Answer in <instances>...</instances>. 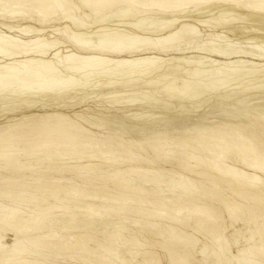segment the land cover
Wrapping results in <instances>:
<instances>
[{
	"label": "rangeland",
	"instance_id": "374dc122",
	"mask_svg": "<svg viewBox=\"0 0 264 264\" xmlns=\"http://www.w3.org/2000/svg\"><path fill=\"white\" fill-rule=\"evenodd\" d=\"M66 1H67V3H66L67 7L65 6V8H63L65 10V13H66V17L65 18H67V17H70V18H67L65 20L63 19L64 21L63 20H60V21L51 20L49 23H45L44 24V27H46L45 31H46V34H47L46 35V39L47 40L52 41L55 38H57V39L59 38L61 40V42H63V43L66 42L63 45H61L62 48H59L60 52L67 51V49H66L67 46L69 47V49H68L69 51L70 50L71 51L74 50L76 52V47H74V45H72L69 42L68 38H67V36L68 37H69V35L71 36V34L73 32H77V29L75 28V27H77V25H74L75 24L74 22L78 21V23H80V22L83 21L82 23H85L84 25L87 26L86 28H89V29H87L88 31H86L87 33L85 32V34H87V36H85V37L94 38L92 40V42H94V43H92L93 44L92 46H95L94 44L96 43V45H97V41L103 36V34H105V30L106 29L107 30L108 29L111 30V28H112L114 30V34L118 33L119 35H123L122 31H124V33L126 35H129L128 33H132V31L130 30L129 25L128 26H126V25L124 26L123 25L124 22L126 21L128 24H135V22L137 21V17L138 16L139 17L142 16L140 14H136L135 12H131L132 14H130V13L128 14L129 18L128 17L127 18L124 17V19H121L119 16H116V14H118V15L120 13L122 14V12H120V11H123V8L119 7V8H116V9L114 8V10H111L110 11L111 13L110 12L108 14L106 13L107 15H104L105 18H103L104 21L100 22V23H97V21L100 20L98 18V16L94 15V13H91L88 9L84 8L83 5L78 2V0H66ZM69 3H71V4H69ZM70 6L72 8H69ZM188 7L190 9L187 8L186 12H184L183 15H185L186 17H184L183 20L187 21V23H191V24H192V22L201 21V25L199 23L194 24V26H196L197 29H199L198 31H199V34H201V36L199 38H197L198 40L197 39L196 40L195 39L194 40H192V39L190 40L192 42L197 41L196 43L195 42L194 43L190 42V43H186L188 45H184L183 44L184 45L183 48H186L189 51V52L187 51L189 53V54H187V56H191V55L198 56L199 55V57L200 56L206 57L208 55H205V54H208V53L206 51H204V49L207 48V46L209 47L208 49H211V47H213L215 45L216 46L218 45L219 47H215V48L213 47V48L214 49H219L223 45H224L223 47H225L226 44H230L229 47L231 45L233 47L231 46V48H229L226 45V47L229 48L228 50H230L232 48L234 49V47L235 48L236 47L237 48H241V46H242V48H241L242 50H245V49L248 50V48H249L251 50H248V51H252L254 49V51H256V52H259L260 49L264 46L263 44H260V43H258L257 46H256L255 45L256 43L255 44L253 43L256 46V48H254V45L252 43H249V44L247 43L246 44L245 43L246 41L243 42V41H241L242 39L238 40V38L240 37L239 33H241V31H243V28L245 26L246 27H251L254 24L249 23V22H244V20L237 19V20H239L238 22H240V23L237 22L236 25L234 24V25H231L228 28L224 29V28L219 27L220 23H218V21L220 19V16H222V17L224 16L225 17V15H222L218 10H213V7L193 8L194 7L193 5L192 6H188ZM3 8H4V6L1 5L0 6V12L1 11L4 12V10H6V9H3ZM69 9H71V10H69ZM68 10L71 11V12H69ZM67 12L70 15H68ZM118 12H120V13H118ZM134 13L136 15H133ZM153 18H158V17L156 15H152V19ZM68 19H69V21H68ZM74 19H76V21ZM151 20H149V21H151ZM14 21H18V20H14ZM71 21H73V22H71ZM25 22H27V21H25ZM146 22L147 21L144 22V26L145 25H147V26L144 27L145 29H144V31H142V33H141V31L138 32L139 33L138 36L150 37L149 36L150 34H148V33H150L149 31L152 30L153 28L154 29L158 28L156 26H153V28H151V26L148 23H146ZM215 22L218 23V24H216ZM2 23H3V21L0 22V35H3V32H4V29H3L2 25H1ZM33 23L34 22H31V24H33ZM198 24H199V26H198ZM39 25H35V26L41 28L40 27L41 25L40 26ZM147 27L148 28L150 27L151 29L150 28L146 29ZM57 28L59 30H62L63 32L61 31L60 33H58L59 31L58 32L55 31ZM146 32H147V34H146ZM216 33H218L221 36L223 35V37L221 38V36L217 35ZM208 34H209V36H208ZM17 36H18L19 40L25 41L24 38H22L20 35L16 34V37ZM207 36H208V38H207ZM209 39H212V40L210 41ZM213 39L214 40L215 39L216 40L219 39V40H221L223 42H221L219 40L218 41H214ZM242 42L244 44H241ZM212 43L213 44L215 43V44L213 45ZM190 44H192L191 45L192 47L190 46ZM259 44L262 45V46L260 47ZM248 45L250 47H248ZM251 45H252V48H251ZM244 46H245V48H244ZM189 47H191V48H189ZM258 47H260V48L258 49ZM263 50H264V47H263ZM263 50H261V51L264 53ZM198 51H200V52H198ZM57 64L59 65V67L60 66H64V64H59V62ZM261 64L264 65V61H262ZM201 65H203V64H201ZM263 67H261V68H263ZM58 69L59 70H63L62 68H58ZM225 69L224 68L221 69V71H222L221 74L219 73V71L217 72V73L220 74L221 77L217 73H215V75H213V76L211 75V77H209V75L212 74L213 72L205 73L207 70H209V69H207V66H206L204 68V70H206V71L203 72V74L201 73V75H203L207 80H209V81L211 80V81L209 82V81L205 80V78L203 79V76H202V79L200 78L201 76H199L200 80L198 79L199 80L198 83L201 82L203 84V86H206L207 82H208V84H210L212 82V80H213V83H214V80L217 79V75H218V80L221 79V78H222V80H225L227 78L229 80L232 79L233 81L231 80L232 82H230V84H228L229 82L225 80L227 82V85L230 86L232 84L231 87L228 88V86H227L228 89H225V91L223 89L216 91V92H218L220 94V96L226 93V96L223 95V96H225L224 100H222L223 98L221 99L219 94L216 93V92L214 94L212 92L210 93V91L209 92L208 91L205 92L201 83L199 85H197V84H193V85L186 84L187 83L186 81L188 80V77H189V76H187L188 74H187V71H186L185 73H182V74L183 75L186 74L185 77L187 76V78H185L184 76H182L180 74L181 76H178V75H177L178 77L173 76V78H169V80H164V81L160 82L161 85L160 84L157 85L156 89H155L156 86H154L153 89H151L152 91L150 89L149 90L147 89L148 92H150V91L152 92V94H151L152 97H153V95L155 96V98H153V100L155 99L154 101H158V103H157L158 106L166 103L168 105L170 104L172 107L175 108L178 104H180L179 101H181V100L178 98V96L175 97L174 93L177 92L179 88L183 89L184 88L183 86H185V88H188V90H189L188 92L189 93L192 91L190 96L196 95L198 97V95H200V93H201V96H203V93H204L203 98L199 97L200 99L201 98L204 99V101L207 100V97H208V100H209V98L211 99V97L213 98L215 95L217 96V98H215L216 97L215 96L214 97L215 99L213 98V99L209 100V102H207L205 107L201 108L200 112H197V113H192V112L191 113H189V112L187 113L186 110L191 109L190 108L191 105L194 104L193 101H195V99L200 100L199 98H195L194 97L195 99H193V98H191L192 100L188 99L190 101L186 100V101H188V105H187V102L183 100L185 104H182L183 106L180 105V108L178 107L179 108L178 110H181L182 113L179 112L180 113L179 114V113L173 112V113L169 114V113H165V112L160 111V110H156L157 112L155 111L156 114L153 117H150V115L153 114V112H151V113H149L150 115H147L148 118H144L143 120L142 119H138V120L134 121L135 123L133 124V126H136L135 129L138 130V131H143L144 130L143 132H148L149 136H150V133L152 131L156 133V130H165L167 128L171 132H174V133H181V134L184 133V134H186V132H187L188 133V135L186 134L187 137H188L187 141H190V140L195 139L197 137V133H193L192 131H190V129L194 128L195 125H197L196 123H198L199 121H205L206 123H212L213 121H220V120L229 118L228 115L223 114L221 111H219L220 108H218V107H221L222 105H223L222 106L223 108L224 107L226 108L227 106L237 107V105L240 103V107H238V108H241V106H242L241 102H243L245 100V99H243V96L245 95L244 97H247L246 95H249L250 93L252 94V92L253 93L257 92V94L252 95L254 97L264 96V92H259V91H262L261 89L264 90V88H263L264 86H262V88L260 86V84L261 85L264 84V81H262V80H264V78H263L264 77V72H263L264 68L262 70H260V72H258V74H256V76L254 75L252 77L253 79H254V77L256 79V80L254 79V82L252 81L253 79H251L249 77L244 78L245 80L243 79V77L241 79L240 76L239 77L234 76V78H231V77L227 76V74L229 72L227 70H225ZM224 72L225 73L227 72V74L225 76L226 77L225 79L223 78L224 77V74H223ZM222 74H223V76H222ZM258 75H260V76L263 75V77L262 78L260 76L258 77ZM105 76L109 77V75H105ZM214 76H215V78H214ZM107 77H105L103 80H106ZM114 77H115V75H114ZM212 77L214 79H212ZM257 77H258V80H257ZM184 78H185V80H184ZM239 78H240V80H239ZM84 79H86V81H84L85 83H88L90 81V80H87L88 78H84ZM172 79H175V80L171 81ZM189 79L192 80L191 77H189ZM222 80H219V81L221 83H224ZM249 80H251V81H249ZM73 81H74V78H73ZM166 81H167V83L165 84L164 82H166ZM258 81H259V83H258ZM168 82H169V84H168ZM173 82H175V83L171 84ZM189 82L190 81H188V83ZM195 82H197V81H195ZM246 82L249 83V85H250V82L251 83L253 82L252 88H251V85H250V87H249V85H246L247 84ZM71 83H74V82H72L71 79H70V86H68L69 87V91H70V89L77 87V84L74 85L75 87L74 86L72 87L73 84H71ZM190 83H193V81H191ZM213 83H212V85H213ZM215 83L216 84L218 83V85L215 86V87L213 85V87L214 88H218L219 82L215 81ZM225 83H224V85H226ZM242 83H244V84L246 83V84L245 85H241ZM171 85H173V87ZM190 85L192 86L191 88H190ZM212 85H210V88L212 87ZM236 85H237V88H236ZM88 86H91V85H88ZM162 86H163V88H162ZM165 86L168 87V88H166L167 90L169 89L168 92L165 90ZM240 86H243V87L244 86H246V87L248 86V87L247 88L244 87L245 88V90H244V88L242 87L243 88L242 89ZM256 86H258V89H257ZM174 87H176V88H174ZM238 87H240L241 89H239ZM86 88L87 87H85V89H83V87H81L80 88L81 91H79V88L72 89L71 92H69L67 90L68 91V95H67L68 97L63 99L61 102H57V101L51 102V101H48L49 99L48 100L45 99V101H43L42 99L39 100L40 99L39 97L32 96V95H28V96L21 97V98L20 97H17V98L13 97L12 98V96L8 97V96H5L4 94L0 95V129H4V128L7 127L6 129L9 128L10 130H13L14 128L13 127H8V125L13 126V123H16L17 121H19V123H23V122H25V118H28V117H38V116L51 115V114H54L55 111H59V110H63V113L67 117H70L72 120H74L73 116H74L75 113H80V115H82V118H84V119L81 118V121L78 120L80 118L74 120L75 123H77V124L82 126V129L78 130V134L75 136V138L72 137L69 140L70 142L68 141L65 144L62 143L64 141H66V139L62 140L63 136L60 135L61 137L60 136L56 137L55 134L50 133V132H48L47 138H45V140L38 139V137L41 138V135H40V132H36L37 131V126H35V127L32 126L31 129H28L29 131L28 130H26V131L23 130L24 133L20 130V128H17V129H14V132H11L12 136L6 137V138H1L0 137V142H1L0 143V146H1L0 147V161L2 160L0 162V171H1L0 174H2V175H0V177H1L0 178V189H1L0 190V236L1 237L4 236L5 241H6V246L0 252V256L1 257L5 253L4 250H8L10 245L13 244L14 238H16L15 237V235H16L15 232L11 231L9 229L10 226L9 227H7V226L10 223H11L10 225H14V224L16 225L18 223V224H23L22 225L23 227H24V224H26L25 227L23 228V232H25V234L27 233L26 234L27 236L21 235L23 232L20 234L21 236H19V238L21 239L20 243L25 248V251H26L24 253V256H26L27 254H32V256H29V259L24 261L23 264H39V262H40V264H42V263L43 264H148L149 261H150L149 262L150 264H178L176 262L177 258H182L183 259V261L180 264H264V255H263V253H264V243H263L264 242V240H263V238H264V233H263L264 229L261 228V229H263L262 232H261V229H259L260 227H263V226H261V224H263V222H264V221H262V220H264V215H263L264 208L262 209L263 206L260 205V204L256 205V204H254L252 202H249V201L245 200L242 197V193L244 194L246 192L245 190L247 189V186L246 185H241L243 183L242 182L239 183L240 179L235 178V177L227 178L229 176L226 177L225 175L224 176L220 175L221 177H216L215 176V172L213 170H211L213 168H219V167L228 169V168H230L232 166V167H234L236 169L246 168V171L248 172V174L250 176L254 175L255 173H254L253 169L251 170V169L245 167L244 161L247 160V158H246L247 154H245V153H247L246 151H244V153H242V150H238V148H237L238 146L234 145L233 149L236 150V151L238 150V152L240 153V154H238V152L235 151L236 154L238 155V158H236L235 160H232L230 158H223L222 157V161L220 162L219 159H221V157H218V155H217V154H219V156H220V152L218 151L220 146H216L217 144H214L213 147L215 148V150H217V151H215L214 154H212L210 151L209 152L208 151H204L201 154V157H203V159L205 161L207 160V163L210 165V167H209L210 169H209L208 167H206V168L198 167L196 165L195 161H190V163H189V161L185 157H183L184 154L187 153V148L183 147V143H180L175 138H171L170 137L169 139H165V140H151V141L146 140V141H142V142H140V145H139L140 149H139V146L136 147L134 145L129 144L130 143L129 142V138H127V137H129V135H126V133L123 131V128H122V122L126 118L125 116L127 115V113L124 111V108H123L125 106L122 105L123 106L122 107L121 105L119 106V104H118L117 106L114 107V105L117 104V103L114 102L115 100L112 99L113 100L112 101L109 98L108 99L105 98L104 95H102L100 93V92H102L101 90L93 89V88L91 89V87H89L90 89H88V91H87ZM160 88H161V90H160ZM172 88L175 90V92H171L170 91ZM200 88L202 89V91H201ZM253 88L254 89L256 88L257 90L255 89L254 90L255 92L253 90L251 92V89H253ZM136 89H138V90H136ZM248 89H250L249 93L247 91ZM82 90H83L84 93H82ZM85 90H86V93H85ZM89 90H90V94L91 95H89ZM124 90H125V92L123 93L124 96L126 94L131 95V94H136V93L139 94L140 93L138 85L137 86H132V87H127ZM242 90L246 91V93H248V94L243 93ZM73 91L77 92V93H74ZM157 91L159 93L163 94V95H158ZM91 92H93V93H91ZM240 92H242V95L243 94L244 95L242 96L240 94ZM165 93L166 94L170 93V94L168 96V95H165ZM206 93L207 94L209 93L210 95L209 94L207 95ZM73 94H76V95H73ZM171 94H172V96H171ZM227 94H230L232 97H230V95L227 96ZM206 95H207V97H206ZM239 95L242 98H240ZM30 96H31V98H30ZM218 96H219V99H218ZM223 96H221V97H223ZM237 96L240 98V100H239V98L238 99L236 98ZM156 97L159 98V99L157 100ZM248 97H251V96H248ZM227 98L228 99L230 98L229 102H228ZM233 98L236 99V101L233 100L235 102L231 101ZM221 100L224 101V103ZM225 100L228 103H226ZM20 101H22V102H20ZM183 101H181V103H183ZM113 102H114V104H113ZM237 102H239V103L237 104ZM144 103L145 102H143V104ZM189 103L190 104L192 103V104L189 105ZM230 103L231 104L234 103L236 105H230ZM198 104L200 105L201 103H197L196 105H198ZM203 104H201V105H203ZM219 104H221V105H219ZM145 107H147V106H145ZM228 109H232V108L229 107ZM184 110H185V112H183ZM52 112H54V113H52ZM138 112H146V111L143 110V111H138ZM61 113L62 112H58L57 114L58 115H63ZM96 114H98V115H96ZM186 114H188V115H186ZM230 118H231V116H230ZM95 119L100 123L99 125H101L103 128L100 127L99 129H95V127L93 125V124L97 123V121H95ZM137 121H139V122H137ZM195 121H196V123H195ZM33 123L36 125L35 122H33ZM85 123L86 124L88 123V124L86 125ZM34 124H32V125H34ZM107 124H108V126H110L112 128L108 127ZM247 125H249L252 128V132H253L254 138L259 143H261V145L264 147V119H263V121H260L258 123L257 122H255V123L254 122H248ZM107 127H108V130H106V131H108L109 133L103 134L104 132H106V131H103V130L105 128H107ZM33 128L36 129V131ZM91 128H92V130H91ZM30 130H32L33 132L30 131ZM68 131H69V129H68ZM68 131H65V133L68 132ZM79 131H81V132H79ZM92 131H94L93 132L94 134L92 133ZM15 132H17V134L19 132H22V133H19L16 136ZM82 132H83V134H82ZM121 132H123V133H121ZM13 134L15 136L14 139H13ZM86 135H88V136H86ZM137 135H139V134H137ZM27 137H29L30 139H28ZM49 137H51V138H49ZM137 137H139V136H137ZM66 138L68 140V137H66ZM77 138H78V140H76ZM56 139H58L59 143H58V141ZM19 140H22V142H20ZM74 140H75V142H74ZM84 140H85V142H84ZM47 141H49V142L47 143ZM76 141H77V143H76ZM2 142L4 143V145H3ZM24 142H26V143H24ZM31 142H33L34 144H31ZM35 142L36 143L39 142L40 146H38V144L36 145ZM43 142H45V143H43ZM79 142H80V145H79ZM165 143H166V145H164ZM170 143H171V145H170ZM26 144H27V148H29V149L26 148ZM44 144H45L44 147L41 146V145H44ZM49 144H51V145L53 144L54 145L53 147H54V152L55 153H52L53 149H51V148H53V147L51 145H49ZM55 144L56 145L58 144V145L55 146ZM90 144H91V147H89ZM123 144H125V145H123ZM29 145H32L33 147L29 146ZM64 145H66V147ZM74 145H76V146H74ZM104 145H106V146L104 147ZM4 146H5V149H4ZM77 146H79L81 148L83 147L82 148L83 150L82 149L79 150V147H77ZM85 146H87L86 150L84 149V148H86ZM34 147H35V149H34ZM37 147H39V148L37 149ZM49 147H51V148H49ZM61 147L63 148V150L66 149V150H64V153H62L63 150H62ZM102 147L105 150L104 149L102 150ZM130 147H132V149H128ZM162 147H164L165 149L162 148ZM175 147H177V148H175ZM179 147H181V148H179ZM16 148H18V149H16ZM20 148H22L24 151H26V153ZM40 148H42L41 149L42 152H41ZM48 148L50 149V151H48L49 150ZM55 148H56V150H55ZM67 148H69L70 150L69 149L67 150ZM91 148L94 149V152H91V151H93V149L90 150ZM157 148H159V149L161 148V149L158 150ZM118 149H119L118 156L121 154L119 157L117 156ZM14 150H16V151H14ZM45 150H46V152H45ZM60 150H62V151H60ZM76 150L80 151L78 153L82 157L77 153ZM95 150H99V151H101V153L99 151H96L97 152V154H96ZM133 150H135V151H133ZM35 151H36V153H34ZM65 151L66 152L70 151V152L65 153ZM74 151L76 152V154H75ZM82 151L83 152L85 151L84 155L88 154V156L87 155H85V156L82 155L83 154ZM123 151L124 152L126 151V154H124ZM155 151H158L157 154H156ZM1 152H3V153L1 154ZM31 152H33L35 155L36 154L38 155L39 154L38 152H40L41 155L39 154L36 157ZM72 152H74V153L72 154ZM169 152H170V155L168 154ZM174 152H176V153H174ZM6 153H8L9 157L11 155H13V156L11 158L7 159L6 157L8 155ZM45 153H48V154H46L47 157H46ZM51 153L55 154V155H51ZM68 153H70L69 157H72V158L68 157ZM115 153H116V155H115ZM77 154L82 159L79 158V156H77ZM98 154H100L101 156L98 155ZM128 154H132L135 158L136 157L137 158L135 159L134 157H131L132 155H128ZM1 155H3L4 157L1 156ZM16 155L17 156L19 155L20 157L19 156L17 157ZM29 155L30 156L33 155V157H32L33 159L36 157V160L35 161L32 160V158ZM74 155H76V156H74ZM90 155H92V156L94 155V156L92 157ZM137 155H139V156H137ZM177 155H178V158L176 157ZM26 156H28V157H26ZM49 156H50V158H52L51 160H50ZM63 156H65V157H63ZM89 156L92 157V158L90 160H87V159H89ZM114 156H116V157H114ZM127 156H128V159H127ZM241 156H242V158H244V160L241 159ZM13 157L15 158V160L13 159ZM24 157H26V159ZM40 157L44 158L42 160V163H41V159L42 158H40ZM56 157H57V159H56ZM94 157H97L96 159H99L100 162H98V160L96 161V159H95V161H93L92 159ZM108 157H109V159H108ZM3 158L5 159L4 161H3ZM54 158L56 159V161H55ZM78 158H79V160H78ZM121 158H123V159H121ZM131 158H134L135 160L134 159L132 160ZM6 159H7V161H6ZM16 159H17V161H16ZM45 159H46V161H45ZM58 159H60V160H58ZM118 159H119V162H118ZM125 159H127V160L131 159L132 162H131V160L129 162V161L125 160ZM168 159H169V161H168ZM178 159H181V161L178 160ZM49 160H50V162H49ZM61 160H64V162L61 161ZM65 160H68V161H65ZM103 160L104 161L107 160L109 162L107 163V161H106V163H104ZM171 160H173V161H171ZM183 160H185V161L187 160V161L184 162ZM26 161H28V162H26ZM82 161H84V162H82ZM133 161H136L137 163L133 162ZM230 161H232V162H230ZM47 162H49V163L47 164ZM51 162H53V163H51ZM56 162L58 163V165H54V164H57ZM73 162H74V165H73ZM26 163L29 164L30 167L29 168H25L26 170L25 169L21 170L19 168V165L20 164L23 165V164H26ZM61 163L63 164V166H62ZM134 163H136V165ZM12 164L15 165V166H12ZM17 164H18V166H17ZM34 164H38V165H34ZM181 164H183V165H181ZM187 164H189V165H187ZM84 166H86V167L84 168ZM6 167L8 169H6ZM9 167H11V168H9ZM16 168H17V170H16ZM18 168H19L20 171L18 170ZM33 168H35V169H33ZM193 168L198 169V170L195 171V169H193ZM132 169H134V170H132ZM248 169L251 170V171H248ZM136 170H137V172H136ZM138 170L139 171L141 170L140 173H139ZM54 171L56 173H53ZM89 171H92V172H89ZM107 171H109V172H107ZM199 171H200V173H199ZM202 171H203L204 174L202 173ZM50 172H52L53 176L51 175ZM82 172H84L86 174L85 175H83V174L81 175ZM4 173H6V175H4ZM62 173H64V174H62ZM118 173H119V175H118ZM124 173H126V174H124ZM58 174H59V176H58ZM105 174H106V176H105ZM129 174L132 177L129 176ZM199 174H201V175H199ZM93 175L96 176V177L99 176L98 177L99 179L96 178V181H95V177ZM125 175H126V177H125ZM4 176H5V178L6 177L7 178L5 179ZM76 176H80L81 178L80 177H76ZM103 176L105 177L106 180H103ZM113 177H115L116 180H115V178L113 180L112 179ZM176 177H177V179H176ZM8 178L12 179L13 181L8 179ZM22 178H23V180H22ZM74 178H75V180H77L78 178L79 179L77 181H75ZM178 178H179V180H178ZM38 179H41V180H38ZM81 179H83V180H81ZM143 179H144V181H143ZM263 179H264V176H263ZM98 180H101V181L98 182ZM41 181H42L43 184L41 183ZM49 181H50V183H49ZM90 181H91V184L89 183ZM104 181H106V182H104ZM107 181H108V183H107ZM125 181H126V183H125ZM151 181H153L155 183H152ZM192 181H194V182H192ZM223 181H224L225 185L223 184ZM62 182H65V183H62ZM118 182H119V184H117ZM179 182H180V185H179ZM216 182H218V183H216ZM10 183H12V184H10ZM45 183L48 186L51 185L49 187L50 191H47V189L49 190V188H47L48 186ZM56 183L57 184L59 183L58 184L59 188L56 185ZM74 183H76V184H74ZM235 183H236V185H235ZM1 184H2V186H1ZM6 184H7L8 187L6 186ZM17 184H18V186H20V189H18L19 187L17 186ZM33 184L36 185L37 187L41 184V186L43 185V187L39 186V188H36V186L34 187ZM37 184H39V185H37ZM44 184H45L46 187L44 186ZM97 184H99V185L101 184V185H103L105 187L104 191H106L107 193L105 192L106 193L105 194L103 192L104 194L102 193V195H104V196H108V194H109L110 196H113V198L115 196H116L115 198H121V197L123 198V196H124L125 198H129V199H132V200L135 199L134 203L131 204L133 207L131 205L121 207L120 205H115L112 200H110L111 202L109 201L111 204L107 201V203H109V204L105 203L102 206L103 202H102V200L100 198H97V199L92 200V201H90V200L88 201V199H86V200L82 199V200H84V202H83L82 200H80L81 198H77L79 200L78 201L77 199H75V197L72 194H67L68 193L67 191L70 188L78 187L76 189L77 190H81L82 187H85V188L88 189L87 191H89V190L93 189L94 187L99 186ZM204 184H206V185H204ZM11 185H13L16 188H14ZM28 185H30V186H28ZM53 185L55 187H52ZM174 185H175V187H174ZM209 185H211V186H209ZM228 185L230 186V188H229ZM231 185L234 188L231 187ZM26 186H27V188H26ZM62 186L65 187V188H62ZM90 186H93V188L90 187ZM116 186H118V187L121 186V187L127 188V189H125V190L122 189L123 190L122 191L120 189L121 187H119V189L121 190L120 193H122V194H120L119 193V189H117L118 187H116ZM242 186H246V187L242 188ZM5 187H7V188L5 189ZM11 187L14 188V189H11ZM23 187H25V189ZM67 187H68V189H66ZM114 187L118 191L115 190ZM208 187L209 188L216 187L218 189V194L220 196L222 195L221 198L224 201H222V200L218 201V200H213V199L210 200V198L207 196L208 193H206V192H210ZM30 188L31 189L33 188V190L31 191ZM42 188H44V191L41 190ZM45 188H47V189L45 190ZM60 188H62V189H60ZM238 188H240V189H238ZM241 188H242V190H241ZM250 188L251 187L248 186L247 190L248 191L251 190V192L253 191L252 192L253 194H255V195L261 194V190L260 189H256L255 190V188H252V189H250ZM38 189H39V191H38ZM55 189H57V190H55ZM171 189H172V191H171ZM128 190H132V191H129V193H128ZM124 191H126V192H124ZM133 191H134V193H132ZM235 191H238V192H235ZM42 192L46 196L43 195ZM114 192H116V193H114ZM130 192H131V194H130ZM28 193H30V194H28ZM54 193H55V197L53 196ZM56 193H58L57 197H56ZM117 193H119V194H117ZM112 194H114V195H112ZM132 194H135V195H132ZM238 194H240V195H238ZM120 195H121V197H120ZM68 196L70 197V199H69ZM129 196H131L132 198H130ZM26 197H28V198H26ZM141 197H142V199H141ZM46 198H51V199L47 200ZM54 198L56 200H54ZM143 198L145 199V201H147V199H148L149 202L148 201L146 202L148 204L145 203L146 205H145L144 208L139 209V208H137V205L135 206V204H137V202H139V201H144ZM229 198H230V200H229ZM238 198H240V199H238ZM136 199H138V200H136ZM169 199H170V202H168ZM177 199H179V200H177ZM99 200H100V202H99ZM161 200L162 201L165 200L166 202H164V203H167L169 206L172 205L171 207H173V206L175 207L176 204H178L177 206H181V204H179V203L183 204L184 202L185 203L190 202V204L192 203L191 205H194V206H199V205L203 204V205H205L207 207H210L213 210V215L216 216V219L219 222L218 223L217 220H215L211 224H214V226L219 228L221 234L219 233V237L217 239H214L212 237L213 240L215 241L213 243L212 238L211 239L209 238L210 239L209 240L208 237L206 238V235H204V233L203 234L202 233H195V232L191 231V229L187 225H185L184 223H183L184 224L183 225V224H181V223H179L178 221H175V220L174 221H172V220H168L167 221L164 218L155 217L153 215V206L156 204L155 203L156 201H158V202L160 201L159 204H161L162 203ZM225 200H226V202H225ZM56 201H57V203H56ZM233 201H234V204H233ZM53 202L56 203V205ZM95 202H97V203H95ZM158 202H157V204H158ZM209 203H211V204H209ZM245 204H247V205H245ZM104 205H107V206H105L107 212H106V210H104L105 209ZM110 205H111V207H108ZM250 205H251V207H250ZM49 206H51V207H49ZM54 206H56V208ZM57 206H58V208H57ZM95 206H96V208H94ZM238 206L240 207V209L238 208ZM81 207L84 208V209L80 210L79 208H81ZM115 207H116V209H115ZM226 207L228 209H226ZM235 207H236V211H235ZM243 207H245L246 210H244ZM89 208L90 209H98V211L101 214L100 215L91 216L93 214H90L87 211ZM101 208H102V210H101ZM113 208L115 209V212H114ZM120 208H125V209L127 208V209L126 210L125 209L121 210ZM149 208L151 209L152 212L149 211L150 210ZM189 208L190 209H188L185 212L190 217V223H192L198 217H200L199 215H207V214H209L208 211H206L204 213H200V212L194 213V211L192 210L194 207L190 206ZM224 208H225V210H222ZM231 208H232L233 211L231 210ZM109 209H111V210H109ZM118 209H119L120 213L118 211H116ZM136 209H138V210H136ZM134 210H136L137 213ZM140 210H143V212L140 211ZM144 210L146 211V213H145ZM237 210H238V212H237ZM126 211L127 212L131 211V212L126 213ZM122 212H123V214H124V212L126 213V214H124L125 216L123 214H121ZM185 212H183L184 214L182 213L180 216L184 217L186 215ZM232 212H235V213H232ZM236 212H237L238 215H236ZM151 213H152V215H151ZM144 214H145V216H144ZM253 214H254L255 219L253 217ZM149 215H151L152 217H150ZM235 215L238 217L237 219H236ZM239 215L243 216L244 219L242 217L240 218ZM261 215H263V218L261 217L262 220L260 218ZM28 217H30L31 219L28 218ZM42 217H44V218H42ZM193 217H194V219H192ZM231 217H233V218L231 219ZM1 218H2V220H1ZM252 218H253L254 221L252 220ZM258 218H259V220H258ZM12 219H13V221H12ZM32 219L34 220V222H33ZM20 220H22V221H20ZM29 220L32 221V223ZM236 220H237V223H236ZM170 221H172L174 224L172 225V222H170ZM33 223L34 224H39L40 223V224L32 226ZM190 223H188V225ZM254 223H255V225H254ZM153 224H154V226H153ZM40 225L45 226V227H42ZM180 225H183V226L180 227ZM222 226H223V228H222ZM175 227L177 229H179V230H176ZM183 227L185 228V230H184ZM31 228L32 229L34 228V230L37 228L38 230L36 229L37 231L35 232ZM158 229H159V231H158ZM257 229H259L260 231L257 230ZM166 231H169V232L167 233ZM177 231H180V232L177 233ZM185 231H186V233H189V235H191L193 238L192 237L191 238L185 237ZM28 232H30V235H29ZM182 232H183L184 236L181 235ZM162 233H164V234H162ZM160 234H162V235H160ZM180 235H181V237H180ZM67 236H69V237H67ZM182 236H183V238H182ZM178 237H180L181 239L178 238ZM184 237L188 239V240H186L188 242L185 241ZM258 237H261V238H258ZM66 238H67V240H66ZM173 238L174 239H178V240L175 242V240ZM43 239H45V240H43ZM189 239L190 240L197 239V240H195V246H194L195 249L193 247H190V246H193V245H191L192 243L189 241ZM133 240L136 243L133 242ZM60 241H62V242H60ZM72 242H76V243L73 245ZM196 242H198V243H196ZM67 243H69V245ZM80 243H83L84 245L80 244ZM133 243H134V245H133ZM39 244H42V245H39ZM48 244H51L52 246H54V245L60 246L61 247V251L63 253L61 251H60L61 254L58 253V251L60 249L58 250L56 248H51L50 247L51 245L48 246ZM205 244H206V246L209 249H206L207 247L205 246ZM217 244H219V245H217ZM254 244H256V245H254ZM215 245H217V246H215ZM32 246L34 248H32ZM42 247H44L46 249H47V247L48 248L50 247L51 249L49 248V249L45 250ZM109 247H112V248H109ZM103 248H106V251ZM53 249H55L56 251H53ZM114 249H116V250H114ZM48 250L49 251L51 250V251L49 252ZM98 250L99 251L103 250V251L99 252ZM94 251H96V252H94ZM112 251H113V253H112ZM118 251H120V252H118ZM203 251H205V252H203ZM54 252H56V253H54ZM92 253H93V255H92ZM95 253H98V254L100 253L102 256L98 255V254H95ZM135 253H136V256L134 255ZM201 253H202V255L203 254H205V255L202 256ZM97 255H98V257H97ZM111 256H112V258H111ZM115 256H117V258ZM176 256H178V257L176 258ZM43 257H45V258H43ZM104 259H105V261H104ZM116 261H117V263H116ZM118 262H120V263H118Z\"/></svg>",
	"mask_w": 264,
	"mask_h": 264
},
{
	"label": "bare ground",
	"instance_id": "6f19581e",
	"mask_svg": "<svg viewBox=\"0 0 264 264\" xmlns=\"http://www.w3.org/2000/svg\"><path fill=\"white\" fill-rule=\"evenodd\" d=\"M78 2L80 4L83 5L84 8L88 9L91 13H94V15L98 16V18L100 20L97 21V23H100V22H103L105 18L104 15H107L111 10H114V8H123V11H120L122 12V14L120 12L119 15L116 14V16H119L121 19H124V17H128L129 13L132 14L131 12H135L136 14H140L142 16H138L137 17V21L135 22V24H128L126 21L124 22V26H128L129 25V28L130 30L132 31V33H128L129 35H126L124 33V31H122L123 35H119L118 33L117 34H114V30L111 28V30H105V34H103V36L97 41V45L96 43L94 44L95 46H92L94 42H92V40L94 38H87L85 36H87V34H85L86 31H88L87 29L89 28H86L87 26L84 25L85 23H78L77 22H74L75 24L74 25H77V27H75L77 29V32H71V36L69 35V37L67 36L69 42L74 45V47H76V52L74 53L73 51H69V47L67 46L66 49L67 51H62L60 52L59 48H62L61 45H63L64 43L66 42H61V40L58 38H55L54 40L50 41V40H47L46 39V31H45V28L44 27V24L45 23H49L51 20H57V21H60V20H65L67 18H70V17H66V13H65V10L63 8H65V6L67 5V1L66 0H0V6H4L3 9H6L4 10V12H0V22L3 21V23L1 24L3 29H4V32H3V35H0V95L1 94H4L5 96H12L13 97H25V96H28V95H32V96H37L39 97L40 99L39 100H43L45 101V99H49L48 101H51V102H61L63 99H65L66 97H68V91H69V87L70 86V79L72 82L74 83H71L73 84L72 87L74 85L77 84V87L75 88H72V89H76V88H79V91L81 87H83V89L86 88V90L88 91V89H90L89 87H91V89H99L101 90L102 92H100L102 95H104L105 98H109V99H113L115 100L114 102L117 103L115 106H117L119 104V106L123 105L125 107L124 108V111L127 113V115L125 116L126 118L123 120L122 122V128H123V131L126 133V135H129V144L131 145H134L136 147H138L140 145V142L142 141H146V140H165V139H169L170 137L171 138H175L177 139L180 143H183V147H186L187 148V153L184 154L183 157H185L189 163L190 161H195L196 165L198 167H202V168H206V167H210V165L207 163V160L205 161L203 159V157H201V154L202 152L204 151H210L212 154L215 153V148L213 147L214 144H217L216 146H220V148L218 149V151L220 152V156L219 154L218 157H221V159H219V161L221 162L222 161V157L223 158H230L232 160H235L236 158H238V155L236 154V152H238V150H242V153H244V151H246L247 153V160L244 161L245 163V167L249 168V169H253L254 170V175L250 176L248 174V172L246 171V168H240V169H236L234 167H230V168H213L211 170H213L215 172V176L216 177H221L222 175L224 176H229L227 178H231V177H235V178H238L240 179V182L239 183H243L241 185H246L247 186V189H248V186L251 187L250 189L252 188H255L256 189H260L261 190V194H258V195H255L250 191H248L247 189L245 190L246 192L243 194L242 193V197L249 201V202H252L254 204H260L262 205V209L264 208V179H263V176H264V147L261 145V143H259L253 136V132H252V128L247 125L248 122H260V121H263L264 119V96H260V97H254L252 95L254 94H257L256 93H253L252 90L254 91L255 89H251V92L252 94L250 93L249 95H246L247 97H244L242 95V92H240V94L243 96V99H245L243 102H241L242 106L241 108H238L240 107V103L237 102V107H232V106H227L228 108L231 107L232 109H228L227 107L223 108L222 106L221 107H218L220 108L219 111H221L223 114H226L229 116V118L227 119H223V120H220V121H213L212 123H206L205 121H199L198 123H195L197 125H195L194 128L190 129V131H192L193 133H197V137L195 139H192L190 141H187V135L188 133L186 132V134H181V133H174V132H171L168 128L165 129V130H156V133L155 132H151L150 133V136L148 135L149 133L148 132H143V131H138L136 130V126H133V124L135 123L134 121L138 120V119H144V118H148L147 115H150L149 113L153 112L152 115H150V117H153L155 114H156V110H160V111H163L165 113H182L181 110H178L180 108V105L182 104H185L184 101L188 100V99H195V98H199V97H202L204 96V93H203V96H201V93L200 95H198V97L196 95H193V96H190L191 95V92L189 93L188 91V88H185V86H183L184 88H179L177 92H175V90L172 88L170 91L171 92H175L174 95L175 97L178 96V98L183 101V103H181V101H179L180 104H178L175 108L172 107L170 104H162V105H157L158 101H154L153 98H155V96L153 95V97L151 96L152 94V90L154 86L155 89L157 88V85H161L160 82L164 81V80H169V78H173V76L175 77H178V76H184L182 73H185L187 71V76L191 77V79H189L188 77V80L186 81L187 83L186 84H197L199 85L200 83L199 80L200 78L202 79V76L201 73L203 74V72H205L206 70H204V68L207 66V70L205 73H208V72H213L212 74L209 75V77H211V75H215V73H217L219 71V73L221 74L222 71L221 69L222 68H226L225 70H227L229 73L227 74V72L223 73L224 74V79L226 78V74L227 76L231 77V78H234V76H237V77H243L244 78H251L253 79L252 77L256 74H258V72H260V70H262L264 67V65H262V61H264V53L261 51L263 50V47L260 49L259 52H256L254 51V49L252 51H248V50H251L248 48L245 49V50H242V46L241 48H235L234 49H230L228 50L229 48H231V46L229 47L230 44H226L225 47H220L219 49H214L215 47H219L218 45L216 46H212L214 47H211V49H208L209 47L207 46V48L204 49V51H206L208 54H205V55H208L206 57H202L199 55L198 56H187V54H189L188 50L186 48H183L184 45H188L186 43H190L192 41H190L191 39L192 40H196L197 38H199L201 36V34H199V29H197L196 26H194V24H197L199 23L201 25V21H196V22H192L191 23H187V21H184L183 18L186 17L184 14V12H186L187 8H189L188 6H194L193 8H199V7H213V10H218L222 15H225V17L223 16H220V19L218 21V23H220V26L221 28H228L229 26L231 25H236L237 22L239 20H244V22H249V23H252L254 25H252L251 27H244L243 28V31H241V33H239L240 37L238 38V40L242 39L241 41L245 42L246 44L248 43H256L255 45L257 46L258 43L260 44H263L264 45V0H78ZM71 4V3H69ZM67 7V6H66ZM185 7V8H184ZM69 8H72L71 6ZM68 9V8H67ZM79 9V8H78ZM190 9V8H189ZM71 10V9H69ZM68 10V11H69ZM211 10V9H210ZM116 11V10H115ZM71 12V11H69ZM209 12V11H208ZM68 13V12H67ZM107 13V14H106ZM111 13V12H110ZM133 14V15H136V14ZM205 13V12H204ZM73 14V13H72ZM214 14V13H213ZM68 15H70L68 13ZM121 15V16H120ZM152 15H156L158 18H153L152 19ZM222 17V18H221ZM73 18V17H72ZM87 18V17H86ZM129 18V17H128ZM152 19V20H151ZM239 19V20H237ZM14 20H18V21H14ZM63 20V21H64ZM73 20V19H72ZM76 21V19H74ZM151 20V21H149ZM223 20V21H222ZM27 21V22H25ZM69 21V19H68ZM118 21V20H117ZM147 21L146 23H148L151 28H153V26H156L158 27L157 29H152L150 30L148 34H150L149 36L150 37H141V36H138V32L141 31H144V27L147 26L145 25L144 26V22ZM205 21V20H204ZM31 22H34L33 24H31ZM62 22V21H61ZM67 22V21H66ZM73 22V21H71ZM119 22V21H118ZM190 22V21H189ZM53 23V22H52ZM94 23V22H93ZM145 23V24H146ZM216 23V22H215ZM216 23V24H218ZM240 23V22H238ZM39 25L41 28L35 26V25ZM70 24V23H69ZM198 24V26H199ZM34 25V26H33ZM73 25V26H74ZM96 25V24H95ZM203 25V24H202ZM241 25V24H240ZM46 26V25H45ZM204 26V25H203ZM108 27V26H107ZM52 28V27H51ZM74 28V27H73ZM150 28V27H149ZM148 27L146 29H149ZM150 28V29H151ZM200 28V27H199ZM203 28V27H202ZM58 29V28H57ZM55 30V31H59L58 33H60L62 30ZM75 29V30H76ZM105 29V28H104ZM124 29V28H123ZM223 29V30H224ZM53 30V31H54ZM250 30V31H249ZM248 31V32H247ZM63 32V31H62ZM104 32V31H103ZM120 32V31H119ZM223 32V31H222ZM87 33V32H86ZM94 33V32H93ZM100 33V32H99ZM121 33V32H120ZM140 33V34H141ZM145 33V32H144ZM229 33V32H228ZM16 34L20 35L22 38H24L25 41L23 40H19L18 36L16 37ZM89 34V33H88ZM125 34V35H124ZM147 34V32H146ZM217 35H219L218 33H216ZM102 35V34H101ZM100 35V36H101ZM211 35V34H210ZM214 35V34H213ZM216 35V36H217ZM65 36V35H64ZM114 36V37H113ZM147 36V35H146ZM209 36V34H208ZM207 36V38H208ZM221 36V35H219ZM244 36V37H243ZM93 37V36H92ZM218 37V36H217ZM223 37V35L221 36V38ZM212 38V37H211ZM226 38V37H225ZM21 39V38H20ZM185 40V41H184ZM187 40V41H186ZM198 40V39H197ZM210 41L212 39H209ZM214 40V39H213ZM219 40V39H218ZM218 40H214V41H218ZM184 41V42H183ZM221 41V40H219ZM226 41V40H225ZM228 41V40H227ZM251 41V42H250ZM195 43L197 41H194ZM192 42V43H194ZM201 42V41H200ZM223 42V41H221ZM241 43V44H244V43ZM69 43V44H70ZM204 43V42H203ZM238 43V42H237ZM236 43V44H237ZM184 44V45H183ZM221 44V43H220ZM245 44V45H246ZM253 44V45H254ZM259 44V45H260ZM192 44H190L191 46ZM254 45V48H256V46ZM258 45V46H259ZM235 46V45H234ZM262 45H260L261 47ZM73 47V46H72ZM186 47V46H185ZM192 47V46H191ZM189 47V48H191ZM233 47V46H232ZM248 47H250L248 45ZM258 47V49L260 48ZM58 48V49H57ZM188 48V47H187ZM196 48V47H195ZM198 48V47H197ZM245 48V46H244ZM251 48H252V45H251ZM59 50V51H58ZM194 50V49H193ZM202 50V49H201ZM200 50V51H201ZM188 51V52H187ZM198 51V52H200ZM203 51V52H204ZM264 51V50H263ZM202 52V51H201ZM192 54V53H191ZM57 61V62H56ZM259 61V62H258ZM59 62V64H64V66H60L57 64ZM58 66H57V65ZM203 64V65H201ZM205 65V66H204ZM204 67V68H203ZM263 67V68H261ZM58 68H62L63 70H59ZM213 71H212V70ZM204 70V71H203ZM224 70V71H225ZM189 71V72H188ZM221 71V72H220ZM264 72V71H263ZM217 73L219 76L220 74ZM181 74V75H180ZM222 74V76H223ZM105 75H109V77L105 76ZM115 75V77H114ZM178 75V76H177ZM218 75H217V79L214 80V83L215 81L216 82H219V86L218 88H214L215 86L218 85V83L214 84L213 83V80L210 84H208L207 82V85L206 86H203V89L205 92H209L210 93L212 92L213 94L218 91V90H221L223 89L225 91V89H228L229 87H231V85H227V82L228 81L230 84V82H232L233 80L232 79H225V80H222L219 79V80H222L226 85H224V83H221L219 80H218ZM187 76L185 78H187ZM199 76H201L199 78ZM260 75H258L259 77ZM105 77L106 80H103ZM114 77V78H113ZM174 77V78H175ZM221 77V76H220ZM236 77V78H237ZM258 77H257V80H258ZM261 78L263 77L260 76ZM73 78H74V81H73ZM84 78H88L87 80H90L88 83H85L84 81H86V79ZM116 78V79H115ZM147 78V79H146ZM180 78V77H179ZM184 78V80H185ZM205 77L203 76V79ZM215 78V76H214ZM212 77V79H214ZM264 78V77H263ZM199 79V80H198ZM255 79V77H254ZM254 79L252 80L254 82ZM175 79H172L171 81H174ZM205 80H207L205 78ZM232 80V81H231ZM238 80V79H237ZM240 80V78H239ZM245 80V79H244ZM256 80V79H255ZM114 81V82H113ZM188 81H193V83H188ZM197 81V82H195ZM203 81V80H202ZM209 81V80H207ZM211 81V80H210ZM209 81V82H210ZM247 81V80H246ZM251 81V80H249ZM264 81V80H262ZM140 82V83H139ZM195 82V83H194ZM205 82V81H204ZM240 82V81H239ZM253 82L251 83L250 82V85H251V88H252V84ZM165 84L167 83L164 82ZM175 82L171 83V84H174ZM214 87H213V85ZM247 83V82H246ZM245 83V84H246ZM259 83V81H258ZM257 83V84H258ZM164 84V85H165ZM169 84V82H168ZM183 84V83H182ZM185 84V85H186ZM244 83H242L241 85H245ZM88 85H91V86H88ZM138 85V88H139V91L140 93L139 94H131V95H128L126 94L125 96L123 95V93L125 92V88L127 87H132V86H137ZM163 85V86H164ZM176 85V84H175ZM184 85V84H183ZM190 85V88L192 87ZM210 85H212V89L210 88ZM238 85V84H237ZM237 85H236V88H237ZM246 85H249V83H247ZM249 85V87H250ZM162 86V88H163ZM173 87V85H171ZM170 86V87H171ZM201 86V85H200ZM225 86V87H224ZM228 86V88H227ZM255 86V85H254ZM261 88L263 85H261ZM187 87V86H186ZM241 88L243 86H240ZM240 87H238L239 89H241ZM246 87V86H244ZM243 87V88H244ZM248 87V86H247ZM246 87V88H247ZM257 89H258V86H256ZM165 86V90L168 92L169 89L167 90ZM176 88V87H174ZM234 88V87H233ZM242 88V89H243ZM264 88V87H263ZM69 92H71V90ZM147 89L151 90L150 92L147 91ZM201 89V88H200ZM256 89V90H257ZM68 90V91H67ZM86 90H85V93H86ZM132 90V89H131ZM138 90V89H136ZM135 90V91H136ZM161 90V88H160ZM245 90V88H244ZM243 91V93L245 94H248L249 93V90L248 89V93H246V91ZM262 91H259V92H264L263 89H261ZM77 91V90H76ZM129 91V90H128ZM138 91V92H139ZM163 91V90H162ZM196 91V90H195ZM199 91V90H198ZM202 91V89H201ZM74 92V91H73ZM220 92V91H219ZM222 92V91H221ZM255 92V91H254ZM258 92V93H259ZM74 93H77V92H74ZM81 93V92H80ZM82 93L83 90H82ZM93 93V92H91ZM158 95H163L161 93H159L157 91ZM163 93V92H162ZM194 93V92H193ZM218 93V92H216ZM71 94V93H70ZM170 94V93H169ZM169 94L165 93V95H168ZM207 94V93H206ZM209 94V93H208ZM207 94V95H208ZM219 94V93H218ZM73 95H76V94H73ZM78 95V94H77ZM84 95V94H83ZM89 95L90 94V90H89ZM123 95V96H122ZM206 95V97H207ZM210 95V94H209ZM226 96V93L223 94ZM221 95V96H223ZM230 95V94H227V96ZM3 96V95H2ZM149 96V97H148ZM172 96V94H171ZM216 96V95H215ZM214 96V97H215ZM220 96V94H219ZM219 96H218V99H219ZM220 98L222 100H224L225 96L221 97ZM248 96H251V97H248ZM86 97V96H85ZM102 97V96H101ZM195 97V98H194ZM213 97V98H214ZM230 97H232L230 95ZM240 98H242L240 95H239ZM238 96L236 97L237 99L239 98ZM3 98V97H2ZM31 98V96H30ZM91 98V97H90ZM157 98V97H156ZM201 98V99H202ZM211 97V99H213ZM217 98V96L215 97ZM214 98V99H215ZM235 98V97H234ZM232 99L231 101L235 100L236 99ZM239 98V100H240ZM4 99V98H3ZM10 99V98H9ZM82 99V98H81ZM159 98H157L158 100ZM161 99V98H160ZM172 99V98H171ZM200 99V98H199ZM197 100L195 99L194 104H190L191 105V109H188L186 110L187 113H197V112H200L201 108L205 107V105L207 104V102H209V100H211L209 98L208 100V97H207V100L204 101V99L202 100ZM217 99V100H218ZM2 100V99H1ZM33 100V99H32ZM112 100V101H113ZM192 100V99H191ZM221 100V101H222ZM228 102L230 101V98L228 99ZM170 101V100H169ZM190 101V100H188ZM188 101L187 102V105H188ZM204 101V102H203ZM220 101V102H221ZM233 101V102H235ZM10 102V101H9ZM22 102V101H20ZM41 102V101H40ZM113 102V104H114ZM143 102H145L143 104ZM167 102V101H166ZM224 103V101H222ZM221 102V103H222ZM226 102V100H225ZM226 102V103H228ZM38 103V102H37ZM197 103H201L203 105H196ZM196 105V106H195ZM221 105V104H219ZM227 105V104H226ZM230 105H236V104H231ZM118 106V107H119ZM147 106V107H145ZM183 106V105H182ZM179 107V108H178ZM113 108V107H112ZM206 109V108H205ZM145 110L146 112H138V111H143ZM119 111V110H118ZM156 111V112H155ZM58 112H62L61 114L63 115H58L57 113ZM185 112V110L183 111ZM202 112V111H201ZM54 113V112H52ZM104 113V112H103ZM179 113V114H180ZM105 114V113H104ZM164 114V113H163ZM98 115V114H96ZM188 115V114H186ZM203 115V114H202ZM102 116V115H101ZM100 116V117H101ZM172 116V115H171ZM193 116V115H192ZM201 116V115H200ZM199 116V117H200ZM231 116V118H230ZM14 117V116H13ZM74 120L75 119H78L81 121V118H82V115H80V113H75L74 116H73ZM88 118V117H87ZM197 118V117H196ZM84 119V118H82ZM89 119V118H88ZM202 119V118H201ZM72 120L70 117H67L64 113H63V110H59V111H55L54 114H51V115H46V116H38V117H28V118H25V122L23 123H19V121H17L16 123H13V126L11 125H8V127H13L14 129H17V128H20V130L24 133V131L28 130V129H31V127H35L37 126V131L36 129H34L36 132H40V135H41V138L38 137V139L40 140H45V138H47V134L48 132L50 133H53L56 135V137L58 136H63V139L62 140H65L64 142H62L63 144H65L66 142H68L72 137L75 138V136L78 134V130L79 129H82V126L75 123V121ZM99 120V119H98ZM62 121V122H61ZM87 121V120H86ZM95 121H97L95 119ZM35 122L36 125L33 123ZM88 122V121H87ZM139 122V121H137ZM82 123V122H81ZM34 124V125H32ZM86 124V123H85ZM88 124V123H87ZM86 124V125H87ZM91 124V123H90ZM100 123L97 121L96 124H93L95 129H99L100 127H102L101 125H99ZM141 125V124H140ZM108 126V124H107ZM110 127V126H108ZM108 127L105 128L103 131H106L108 130ZM7 128V127H6ZM0 129V137L1 138H6V137H10L12 136L11 135V132H14V129L13 130H10L9 128L8 129ZM69 131H68V129ZM103 128V127H102ZM112 128V127H110ZM145 128V127H144ZM72 131H71V130ZM146 129V128H145ZM24 130V131H23ZM39 130V131H38ZM92 130V128H91ZM29 131V130H28ZM32 131V130H30ZM65 131H68L65 133ZM71 131V132H70ZM74 131V132H73ZM22 132H19V133H22ZM33 132V131H32ZM81 132V131H79ZM94 131H92L93 133ZM16 133V136L19 134ZM28 133V132H27ZM35 133V132H34ZM70 133V134H69ZM88 133V132H87ZM99 133V132H98ZM109 133L108 131L104 132L103 134H107ZM123 133V132H121ZM83 134V132H82ZM94 134V133H93ZM139 134V135H137ZM21 135V134H20ZM51 135V134H50ZM65 135V136H64ZM92 135V134H91ZM60 136V137H61ZM88 136V135H86ZM90 136V135H89ZM139 136V137H137ZM68 137V140L67 138ZM81 137V136H80ZM85 137V136H84ZM83 137V138H84ZM15 138L14 134H13V139ZM28 139H30L29 137H27ZM51 138V137H49ZM89 138V137H88ZM126 138V137H125ZM10 139V138H9ZM8 139V140H9ZM34 139V138H33ZM85 139V138H84ZM110 139V138H109ZM6 140V139H5ZM36 140V139H35ZM58 141V139H56ZM78 140V138L76 139ZM83 140V139H82ZM81 140V141H82ZM4 141V140H3ZM20 142H22V140H19ZM24 141V140H23ZM32 141V140H31ZM38 141V140H37ZM80 141V140H79ZM5 142V141H4ZM42 142V141H41ZM49 141H47L48 143ZM55 142V141H54ZM70 142V141H69ZM75 142V140H74ZM85 142V140H84ZM89 142V141H88ZM125 142V141H124ZM1 143V142H0ZM3 143V142H2ZM26 143V142H24ZM23 143V144H24ZM30 143V142H29ZM36 143V142H35ZM45 143V142H43ZM51 143V142H50ZM59 143V141H58ZM61 143V144H62ZM77 143V141H76ZM21 144V143H20ZM28 144V143H27ZM27 144H26V148H27ZM31 144H34L33 142H31ZM38 144V146H40L39 142L36 143V145ZM75 144V143H74ZM103 144V143H102ZM2 145V144H1ZM4 145V143H3ZM25 145V144H24ZM47 145V144H46ZM51 145V144H49ZM58 145V144H57ZM55 144V146H57ZM77 145V144H76ZM74 145V146H76ZM79 145H80V142H79ZM99 145V144H98ZM109 145V144H108ZM125 145V144H123ZM122 145V146H123ZM166 145V143L164 144ZM171 145V143H170ZM179 145V144H178ZM236 145L238 146V150H234L233 149V146ZM29 146H32V145H29ZM41 146H45L44 145H41ZM52 147L54 146L53 144L51 145ZM66 147V145H64ZM73 146V147H74ZM106 145H104L105 147ZM152 146V145H151ZM155 146V145H154ZM169 146V145H168ZM1 147V146H0ZM33 147V146H32ZM31 147V148H32ZM48 147V146H47ZM79 147V146H77ZM86 148H84L85 150L87 149V146H85ZM91 147V144L90 146ZM101 147V146H100ZM110 147V146H109ZM117 147V146H116ZM115 147V148H116ZM7 148V147H6ZM30 148V149H31ZM39 147H37L38 149ZM51 148V147H49ZM48 148V149H49ZM62 148V147H61ZM76 148V147H75ZM83 148V147H82ZM81 147H79V150L82 149ZM113 148V147H112ZM114 148V149H115ZM154 148V147H153ZM156 148V147H155ZM164 148V147H162ZM177 148V147H175ZM181 148V147H179ZM178 148V149H179ZM4 149H5V146H4ZM18 149V148H16ZM22 149V148H20ZM29 149V148H27ZM35 149V147H34ZM33 149V150H34ZM42 148H40L41 150ZM44 149V148H43ZM47 149V148H46ZM53 149V152L52 153H55L54 152V147L51 148ZM69 148H67L68 150ZM89 149V148H88ZM93 148H91L90 150H92ZM104 148L102 147V150ZM128 149H132V147L128 148ZM139 149H140V146H139ZM158 150H160L159 148H157ZM165 149V148H164ZM2 150V149H1ZM8 150V149H7ZM23 150V149H22ZM39 150V151H40ZM56 150V148H55ZM63 150V148H62ZM60 150V151H62ZM66 150V149H64ZM64 150L62 153H64ZM70 150V149H69ZM75 150V149H74ZM77 151L80 152V151ZM83 150V149H82ZM105 150V149H104ZM155 150V149H154ZM16 151V150H14ZM19 151V150H18ZM24 151V150H23ZM30 151V150H29ZM50 151V149L48 150ZM73 151V150H72ZM89 151V150H88ZM96 151H99V150H95ZM108 151V150H107ZM135 151V150H133ZM142 151V150H141ZM180 151V150H179ZM182 151V150H181ZM236 151V152H235ZM26 153V151H24ZM42 152V150H41ZM44 152V151H43ZM46 152V150H45ZM67 152H70V151H67ZM65 151V153H67ZM75 152V151H74ZM72 152V154L74 153ZM83 152V151H82ZM85 152V151H84ZM84 152L82 155H84ZM91 152H94V149L93 151ZM101 153V151H99ZM124 152V151H123ZM152 152V151H151ZM156 154L158 151H155ZM161 152V151H160ZM163 152V151H162ZM168 152V151H167ZM173 152V151H172ZM184 152V151H183ZM186 152V151H185ZM3 152H1L2 154ZM16 153V152H15ZM14 153V154H15ZM20 153V152H19ZM22 153V152H21ZM33 153V152H31ZM36 153V151L34 152ZM33 153V154H34ZM40 154V152H38ZM51 155H55V154H52ZM60 153V152H59ZM61 153V154H62ZM104 153V152H103ZM118 153H119V149H118V152H117V156H118ZM129 153V152H128ZM136 153V152H135ZM166 153V152H165ZM176 153V152H174ZM8 155V153H6ZM11 154V153H10ZM38 154V155H39ZM43 154V153H42ZM48 154V153H45V155ZM58 154V153H57ZM70 153H68V157L70 156L69 155ZM76 154V152H75ZM79 154V153H78ZM77 154V156H79ZM97 154V152H96ZM95 154V155H96ZM105 154V153H104ZM110 154V153H109ZM114 154V153H113ZM124 154H126V151L124 152ZM170 155V152L168 153ZM238 154H240L238 152ZM5 155V154H4ZM28 155V154H27ZM31 155V154H30ZM29 155V156H30ZM35 155V154H34ZM37 154L35 155L36 157L38 156ZM41 155V154H40ZM64 155V154H63ZM66 155V154H65ZM88 156V154H85ZM84 155V156H85ZM100 155V154H98ZM106 155V154H105ZM116 155V153H115ZM121 155V154H120ZM119 155V156H120ZM128 155H132V154H128ZM155 155V154H154ZM159 155V154H158ZM157 155V156H158ZM172 155V154H171ZM244 155V154H243ZM3 156V155H1ZM13 155H11L9 157V155L6 157L7 159L8 158H11ZM17 156V155H16ZM19 156V155H18ZM17 156V157H18ZM23 156V155H22ZM34 156V157H35ZM57 156V155H56ZM76 156V155H74ZM81 156V155H80ZM79 156V158H81ZM92 156V155H90ZM89 156V159L87 160H90L92 157ZM101 156V155H100ZM118 156V157H119ZM125 156V155H124ZM123 156V157H124ZM139 156V155H137ZM240 156V155H239ZM4 157V156H3ZM20 157V156H19ZM28 157V156H26ZM26 157H24L26 159ZM31 158L33 157L30 156ZM29 157V158H30ZM36 157L32 160H36ZM47 157V155H46ZM54 157V156H53ZM65 157V156H63ZM62 157V158H63ZM67 157V156H66ZM67 157V158H68ZM99 157V156H98ZM116 157V156H114ZM122 157V156H121ZM130 157V156H129ZM131 157H134L133 155ZM174 157V156H173ZM178 158V155L176 156ZM175 157V158H176ZM30 158V159H31ZM42 158V157H40ZM50 158V156H49ZM69 158H72V157H69ZM74 158V157H73ZM77 158V157H76ZM78 158V160H79ZM97 157H94L92 160L95 161ZM100 158V157H99ZM126 158V157H125ZM135 158V157H134ZM134 158H131L132 160ZM137 158V157H136ZM135 158V159H136ZM6 159V161H7ZM13 159L15 160V158L13 157ZM44 158L41 159V163H42V160ZM52 158H50L51 160ZM55 159V158H54ZM57 159V157H56ZM55 159V161H56ZM65 159V158H64ZM82 159V158H81ZM85 159V158H84ZM109 159V157H108ZM115 159V158H114ZM123 159V158H121ZM127 159H128V156H127ZM125 159V160H127ZM130 159V160H131ZM134 159V160H135ZM241 159L244 160V158H242L241 156ZM5 159L3 158V161ZM49 160V162H50ZM60 160V159H58ZM71 160V159H70ZM91 160V161H92ZM99 159H96V161ZM101 160V159H100ZM130 160H127L130 162ZM131 160V162H132ZM158 160V159H157ZM175 160V159H174ZM181 161V159H178ZM186 160V161H187ZM2 161V160H1ZM0 161V162H1ZM17 161V159H16ZM21 161V160H20ZM23 161V160H22ZM46 161V159H45ZM54 161V160H53ZM64 162V160H61ZM65 161H68V160H65ZM77 161V160H76ZM85 161V160H84ZM82 161V162H84ZM107 161V160H106ZM106 161L103 160L104 163H106ZM121 161V160H120ZM137 161V160H136ZM136 161H133V162H136ZM169 161V159H168ZM167 161V162H168ZM173 161V160H171ZM176 161V160H175ZM184 162H186L185 160H183ZM229 161V160H228ZM28 162V161H26ZM33 162V161H32ZM47 162V164L49 163ZM75 162V161H74ZM74 162H73V165H74ZM109 161H107L108 163ZM118 162H119V159H118ZM139 162V161H138ZM232 162V161H230ZM53 163V162H51ZM57 163V162H56ZM60 163V162H59ZM67 163V162H66ZM71 163V162H70ZM77 163V162H76ZM102 163V162H101ZM137 163V162H136ZM136 163H134L136 165ZM179 163V162H178ZM193 163V162H192ZM39 164V163H38ZM38 164H34V165H38ZM62 164V163H61ZM68 164V163H67ZM87 164V163H86ZM110 164V163H109ZM212 164V163H211ZM9 165V164H8ZM44 165V164H43ZM54 165H58L57 164H54ZM65 165V164H64ZM88 165V164H87ZM183 165V164H181ZM186 165V164H185ZM184 165V166H185ZM189 165V164H187ZM195 165V164H194ZM12 166H15L12 164ZM18 166V164H17ZM32 166V165H31ZM63 166V164H62ZM89 166V165H88ZM217 166V165H216ZM8 167V166H7ZM6 167V169H8ZM30 165L29 164H20L19 165V168L21 170H24L25 168H29ZM81 167V166H80ZM86 166H84L85 168ZM186 167V166H185ZM213 167V166H212ZM11 168V167H9ZM18 168V170H19ZM133 168V167H132ZM192 168V167H191ZM190 168V169H191ZM196 168V167H195ZM193 168V169H195ZM4 169V168H3ZM32 169V168H31ZM35 169V168H33ZM90 169V168H89ZM88 169V170H89ZM94 169V168H93ZM135 169V168H134ZM132 169V170H134ZM210 169V168H209ZM248 171H251L249 170ZM10 170V169H9ZM17 170V168H16ZM26 170V169H25ZM37 170V169H36ZM92 170V169H91ZM95 170V169H94ZM97 170V169H96ZM129 170V169H128ZM198 170V169H195V171ZM3 171V170H2ZM20 171V170H19ZM63 171V170H62ZM75 171V170H74ZM80 171V170H79ZM78 171V172H79ZM122 171V170H121ZM127 171V170H126ZM131 171V170H130ZM139 171V170H138ZM141 171V170H140ZM139 171V173H140ZM208 171V170H207ZM1 172V171H0ZM6 172V171H5ZM10 172V171H9ZM17 172V171H16ZM28 172V171H27ZM76 172V171H75ZM89 172H92V171H89ZM109 172V171H107ZM137 172V170H136ZM179 172V171H178ZM198 172V171H197ZM196 172V173H197ZM209 172V171H208ZM253 172V171H252ZM251 172V173H252ZM35 173V172H34ZM51 175H52V172H50ZM53 173H56L55 171ZM58 173V172H57ZM150 173V172H149ZM186 173V172H185ZM200 173V171H199ZM203 173V171H202ZM201 173V174H202ZM64 174V173H62ZM77 174V173H76ZM85 175L86 173L82 172L81 175ZM126 174V173H124ZM143 174V173H142ZM189 174V173H188ZM192 174V173H191ZM199 174V175H201ZM204 174V173H203ZM202 174V175H203ZM2 175V174H0ZM4 175H6V173H4ZM88 175V174H87ZM90 175V174H89ZM119 175V173H118ZM177 175V174H176ZM197 175V174H196ZM221 175V176H220ZM8 176V175H7ZM15 176V175H14ZM53 176V175H52ZM56 176V175H55ZM59 176V174H58ZM94 176V175H93ZM106 176V174H105ZM129 176H131L129 174ZM128 176V177H129ZM178 176V175H177ZM189 176V175H188ZM3 177V176H2ZM76 177H80V176H76ZM95 177V181H96V178L99 179L98 177L94 176ZM110 177V176H109ZM124 177V176H123ZM126 177V175H125ZM132 177V176H131ZM141 177V176H140ZM153 177V176H152ZM200 177V176H199ZM202 177V176H201ZM206 177V176H205ZM208 177V176H207ZM1 178V177H0ZM5 178V176H4ZM7 178V177H6ZM5 178V179H6ZM81 178V177H80ZM115 177H113L112 179L114 180ZM203 178V177H202ZM201 178V179H202ZM10 179V178H8ZM31 179V178H30ZM29 179V180H30ZM79 179V178H78ZM77 179V180H78ZM92 179V178H91ZM127 179V178H126ZM177 179V177H176ZM186 179V178H185ZM204 179V178H203ZM208 179V178H207ZM206 179V180H207ZM12 180V179H10ZM20 180V179H19ZM23 180V178H22ZM32 180V179H31ZM38 180H41V179H38ZM43 180V179H42ZM75 180V178H74ZM75 180V181H77ZM83 180V179H81ZM85 180V179H84ZM87 180V179H86ZM103 180H106L105 177L103 176ZM116 180V178H115ZM123 180V179H122ZM139 180V179H138ZM173 180V179H172ZM179 180V178H178ZM198 180V179H197ZM209 180V179H208ZM212 180V179H211ZM214 180V179H213ZM218 180V179H217ZM13 181V180H12ZM18 181V180H17ZM36 181V180H35ZM46 181V180H45ZM55 181V180H54ZM92 181V180H91ZM91 181L89 182L91 184ZM101 181V180H98V182ZM112 181V180H111ZM110 181V182H111ZM144 181V179H143ZM167 181V180H166ZM210 181V180H209ZM233 181V180H232ZM238 181V180H237ZM7 182V181H6ZM16 182V181H15ZM38 182V181H37ZM53 182V181H52ZM61 182V181H60ZM66 182V181H65ZM65 182H62V183H65ZM79 182V181H78ZM106 182V181H104ZM147 182V181H146ZM152 183H155L153 181H151ZM150 182V183H151ZM162 182V181H161ZM168 182V181H167ZM194 182V181H192ZM35 183V182H34ZM42 183V181H41ZM50 183V181H49ZM48 183V184H49ZM68 183V182H67ZM73 183V182H72ZM108 183V181H107ZM123 183V182H122ZM126 183V181H125ZM134 183V182H133ZM142 183V182H141ZM157 183V182H156ZM218 183V182H216ZM222 183V182H221ZM227 183V182H226ZM4 184V183H3ZM12 184V183H10ZM9 184V185H10ZM24 184V183H23ZM43 184V183H42ZM46 184V183H45ZM44 184V186H45ZM52 184V183H51ZM59 184V183H58ZM58 184L56 183V185L58 186ZM76 184V183H74ZM84 184V183H83ZM105 184V183H104ZM113 184V183H112ZM119 184V182L117 183ZM116 184V185H117ZM143 184V183H142ZM149 184V183H148ZM171 184V183H170ZM169 184V185H170ZM175 184V183H174ZM194 184V183H193ZM223 184H224V181H223ZM222 184V185H223ZM34 185V184H33ZM39 185V184H37ZM47 185V184H46ZM61 185V184H60ZM86 185V184H85ZM99 185V184H97ZM115 185V184H114ZM179 185H180V182H179ZM206 185V184H204ZM220 185V184H219ZM225 185V184H224ZM223 185V186H224ZM236 185V183H235ZM2 186V184H1ZM4 186V185H3ZM7 186V184H6ZM13 186V185H11ZM16 186V185H15ZM18 186V184H17ZM30 186V185H28ZM36 185H34L35 187ZM40 187H43V185L41 186V184L39 185ZM39 186L36 188H39ZM48 186V185H47ZM51 185H49L47 188H49ZM70 186V185H69ZM89 186V185H88ZM124 186V185H123ZM127 186V185H126ZM125 186V187H126ZM171 186V185H170ZM169 186V187H170ZM173 186V185H172ZM200 186V185H199ZM211 186V185H209ZM229 186V185H228ZM239 186V185H238ZM246 186H242L243 187H246ZM8 187V186H7ZM5 187V189L7 188ZM10 187V186H9ZM14 187V186H13ZM20 189V186H18ZM22 187V186H21ZM46 187V186H45ZM52 187H55L54 185ZM51 187V188H52ZM93 188V186H90ZM113 187V186H112ZM118 187V186H116ZM121 187V186H119ZM119 187L117 189H119ZM132 187V186H131ZM175 187V185H174ZM177 187V186H176ZM231 187H233L231 185ZM16 188V187H14ZM11 187V189H14ZM25 189V187H23ZM27 188V186H26ZM45 188V190L47 189ZM57 188V187H56ZM59 188V186H58ZM62 188H65L62 186ZM60 188V189H62ZM78 188V187H76ZM75 187L73 188H70L67 192V194H72L75 199L77 198H81L80 200L82 199H88V201H92V200H95L97 198H100L102 200V206L103 204L107 203V201L109 202L110 200L113 201V203L115 205H120L121 207L123 206H128V205H131L134 203V200L135 199H129V198H125L123 196V198H113V196H110L108 194V196H104L102 195V193L106 192L104 191L105 190V187L103 185H99L97 187H94L93 189L87 191L88 189L85 188V187H82L81 190H77ZM115 188V187H114ZM209 188V187H208ZM230 188V186H229ZM234 188V187H233ZM241 188V190H242ZM4 189V190H5ZM10 189V188H9ZM31 189V188H30ZM68 189V187L66 188ZM115 188V190H117ZM121 190H125L127 188H123L121 187L120 188ZM119 189V193H120V190ZM226 189V188H225ZM240 189V188H238ZM1 190V189H0ZM8 190V189H7ZM27 190V189H26ZM29 190V189H28ZM33 190V188L31 189V191ZM36 190V189H35ZM42 191H44V188L41 189ZM57 190V189H55ZM122 190V191H123ZM133 190V189H132ZM132 190H128V193L129 191H132ZM39 191V189H38ZM47 191H50V188L49 190L47 189ZM53 191V190H52ZM51 191V192H52ZM62 191V190H61ZM108 191V190H107ZM113 191V190H112ZM118 191V190H117ZM172 191V189H171ZM183 191V190H182ZM209 191L210 192H206L208 193L207 196L210 198V200H222L221 196L218 194V189L216 187H211L209 188ZM234 191V190H233ZM28 192V191H27ZM36 192V191H35ZM55 192V191H54ZM111 192V191H110ZM126 192V191H124ZM148 192V191H147ZM226 192V191H225ZM235 192H238V191H235ZM255 192V191H254ZM34 193V192H33ZM48 193V192H47ZM50 193V192H49ZM103 193V194H104ZM107 193V192H106ZM105 193V194H106ZM116 193V192H114ZM117 193V194H119ZM134 193V191L132 192ZM215 193V194H214ZM241 193V192H240ZM30 194V193H28ZM27 194V195H28ZM32 194V193H31ZM43 195H45L43 192H42ZM51 194V193H50ZM57 194L56 193V197H57ZM122 194V193H120ZM131 194V192H130ZM129 194V195H130ZM136 194V193H135ZM135 194H132V195H135ZM147 194V193H146ZM189 194V193H188ZM234 194V193H233ZM237 194V193H236ZM114 195V194H112ZM173 195V194H172ZM180 195V194H179ZM240 195V194H238ZM37 196V195H36ZM35 196V197H36ZM42 196V195H41ZM46 196V195H45ZM55 197V193L53 195ZM70 196V195H69ZM68 196V197H69ZM110 196V197H109ZM118 196V195H117ZM137 196V195H136ZM190 196V195H189ZM38 197V196H37ZM50 197V196H49ZM73 197V198H74ZM130 198H132L131 196H129ZM181 197V196H180ZM191 197V196H190ZM241 197V196H240ZM28 198V197H26ZM67 198V197H66ZM72 198V199H73ZM134 198V197H133ZM138 198V197H137ZM178 198V197H177ZM205 198V197H204ZM224 198V197H223ZM42 199V198H41ZM40 199V200H41ZM47 200L48 199H51V198H46ZM70 199V197H69ZM140 199V198H139ZM142 199V197H141ZM144 199V198H143ZM155 199V198H154ZM153 199V200H154ZM162 199V198H161ZM172 199V198H171ZM228 199V198H227ZM236 199V198H235ZM240 199V198H238ZM243 199V200H244ZM45 200V199H44ZM54 200H56L54 198ZM74 200V199H73ZM72 200V201H73ZM78 200V199H77ZM138 200V199H136ZM159 200V199H158ZM168 200V199H167ZM173 200V199H172ZM175 200V199H174ZM179 200V199H177ZM186 200V199H185ZM230 200V198H229ZM38 201V200H37ZM79 201V200H78ZM84 202V200H82ZM147 201L149 202V200L147 199ZM147 201H139L137 202V204H135V206L137 205V208L139 209H142L145 207ZM162 201V200H161ZM192 201V200H191ZM206 201V200H205ZM224 201V200H222ZM221 201V202H222ZM232 201V200H231ZM238 201V200H237ZM94 202V201H93ZM100 202V200H99ZM98 202V203H99ZM111 202V201H110ZM109 202V203H110ZM135 202V203H136ZM154 202V201H153ZM158 201H156L155 205L153 206V215L155 217H158V218H164L165 220H172V221H178L179 223L181 224H185L187 225L191 231L195 232V233H204V235H206V238L208 237V239L210 238H214V239H217L219 237V233H220V229L217 228L216 226H214V224H211L213 223L216 219V216L213 215V210L210 208V207H207L205 205H199V206H194V205H191L190 202H187V203H179L181 204V206H177L178 204L175 205V207H171L169 206L167 203H164L166 202L165 200L162 201L161 204H157ZM170 202V199L169 201ZM179 202V201H178ZM177 202V203H178ZM211 202V201H210ZM220 202V203H221ZM226 202V200H225ZM43 203V202H42ZM54 203V202H53ZM57 203V201H56ZM56 203H54L56 205ZM61 203V202H60ZM91 203V202H90ZM97 203V202H95ZM107 203V204H109ZM121 203V204H120ZM146 203V204H145ZM206 203V202H205ZM217 203V202H216ZM223 203V202H222ZM251 203V204H252ZM111 204V203H110ZM152 204V203H151ZM154 204V203H153ZM171 204V203H170ZM196 204V203H195ZM211 204V203H209ZM228 204V203H227ZM233 204H234V201H233ZM43 205V204H42ZM226 205V204H225ZM232 205V204H231ZM236 205V204H235ZM247 205V204H245ZM259 205V206H260ZM59 206V205H58ZM57 206V208H58ZM62 206V205H61ZM99 206V205H98ZM105 206L107 205H104V208ZM132 206V205H131ZM134 206V207H135ZM192 206L194 207L192 210L194 211V213H204L206 211L209 212V214L207 215H199L200 217H198L195 221H193L192 223H190V217L189 215H187V213L185 211H187L188 209H190L189 207ZM223 206V205H222ZM227 206V205H226ZM230 206V205H229ZM51 207V206H49ZM56 208V206H54ZM78 207V206H77ZM108 207H111L108 206ZM133 207V206H132ZM234 207V206H233ZM251 207V205H250ZM96 208V206L94 207ZM98 208V207H97ZM148 208V207H147ZM238 208L240 209V207L238 206ZM244 210H246L245 207H243ZM260 208V207H259ZM80 210H83L84 208H79ZM116 209V207H115ZM115 209L113 208L114 212H115ZM121 210L122 209H125V208H120ZM127 209V208H126ZM125 209V210H126ZM129 209V208H128ZM135 209V208H134ZM150 209V208H149ZM226 209H228L226 207ZM102 210V208H101ZM106 210V208L104 209ZM111 210V209H109ZM108 210V211H109ZM138 210V209H136ZM134 210V211H136ZM222 210H225L222 209ZM232 210V208H231ZM248 210V209H247ZM68 211V210H67ZM88 213L90 214H93L91 216H94V215H100L101 213L98 211V209H88L87 210ZM120 213L119 209L116 210ZM143 212V210H140ZM145 211V210H144ZM151 211V209L149 210ZM233 211V210H232ZM235 211H236V207H235ZM107 212V210H106ZM113 212V211H112ZM131 211H126V213H129ZM133 212V211H132ZM152 212V211H151ZM183 212H185V216L182 217L180 216ZM226 212V211H225ZM238 212V210H237ZM236 212V215H238ZM240 212V211H239ZM262 212V211H261ZM264 212V211H263ZM111 213V212H110ZM118 213V214H119ZM124 212V214H126ZM137 213V211H136ZM146 213V211H145ZM149 213V212H148ZM232 213H235V212H232ZM254 213V212H253ZM113 214V213H112ZM123 214V212L121 213ZM123 214V215H124ZM150 214V213H149ZM184 214V213H183ZM216 214V213H215ZM229 214V213H228ZM241 214V213H240ZM255 214V213H254ZM254 214H253V217H254ZM259 214V213H258ZM262 214V213H261ZM10 215V214H9ZM8 215V216H9ZM116 215V214H115ZM120 215V214H119ZM152 215V213H151ZM151 215H149L150 217H152ZM191 215V214H190ZM227 215V214H226ZM235 215V216H236ZM242 215V214H241ZM247 215V214H246ZM256 215V214H255ZM264 215V213H263ZM263 215L260 216V218L262 217L263 218ZM28 216V215H27ZM39 216V215H38ZM125 216V215H124ZM142 216V215H141ZM145 216V214H144ZM232 216V215H231ZM240 216V215H239ZM258 216V215H257ZM12 217V216H11ZM37 217V216H36ZM102 217V216H101ZM243 218V216H240V218ZM247 217V216H246ZM259 217V216H258ZM4 218V217H3ZM7 218V217H6ZM30 218V217H28ZM39 218V217H38ZM44 218V217H42ZM146 218V217H145ZM148 218V217H147ZM233 217H231L232 219ZM238 217L236 216V219ZM261 218V220H262ZM9 219V218H8ZM31 219V218H30ZM36 219V218H35ZM41 219V218H40ZM39 219V220H40ZM122 219V218H121ZM124 219V218H123ZM140 219V218H139ZM194 219V217L192 218ZM244 219V218H243ZM255 219V217H254ZM2 220V218H1ZM27 220V219H26ZM33 220V219H32ZM154 220V219H153ZM163 220V219H162ZM253 220V218H252ZM259 220V218H258ZM13 221V219H12ZM22 221V220H20ZM28 221V220H27ZM30 221V220H29ZM36 221V220H35ZM41 221V220H40ZM39 221V222H40ZM147 221V220H146ZM170 221V222H172ZM220 221V220H219ZM254 221V220H253ZM264 221V220H262ZM32 223V221H30ZM34 222V220H33ZM169 222V223H170ZM218 222V220H217ZM2 223V222H1ZM10 223V222H9ZM24 223V222H23ZM41 223V222H40ZM39 223V224H40ZM148 223V222H147ZM178 223V224H179ZM188 223H190L188 225ZM219 223V222H218ZM222 223V222H221ZM236 223H237V220H236ZM235 223V224H236ZM258 223V222H257ZM11 224V223H10ZM8 225L7 227H9V229L11 231H14L15 232V237L14 240H13V244L10 245L9 249L8 250H4V255L1 257L0 256V264H23L24 261H26L27 259H29V256H32V254H27L26 256H24V253L26 252L25 251V248L21 245L20 243V238L19 236L21 235H25V232H23V228L25 227L26 224H24V227L22 226L23 224H14V225ZM39 224H32L33 225H39ZM174 223L172 222V225ZM183 224V225H184ZM259 224V223H258ZM7 225V224H6ZM46 225V224H45ZM157 225V224H156ZM183 225H180L183 226ZM247 225V224H246ZM255 225V223H254ZM42 226V225H40ZM146 226V225H145ZM154 226V224H153ZM175 226V225H174ZM261 226L263 227H260L259 229L263 228L264 229V222L263 224H261ZM39 227V226H38ZM37 227V228H38ZM42 227H45V226H42ZM159 227V226H158ZM165 227V226H164ZM220 227V226H219ZM36 228V229H37ZM176 228V227H175ZM179 228V227H178ZM184 228V227H183ZM223 228V226H222ZM28 229V228H27ZM30 229V228H29ZM32 229V228H31ZM34 230V228L32 230H34L35 232L38 230ZM40 229V228H39ZM156 229V228H155ZM161 229V228H160ZM257 229V230H259ZM263 229H261V232L263 231ZM31 230V231H32ZM175 230V229H174ZM176 230H179L176 228ZM185 230V228H184ZM27 231V230H26ZM33 231V232H34ZM120 231V230H119ZM159 231V229H158ZM172 231V230H171ZM170 231V232H171ZM248 231V230H247ZM260 231V230H259ZM24 234H23V233ZM118 232V231H117ZM121 232V231H120ZM123 232V231H122ZM167 233L169 231H166ZM180 232V231H177V233ZM192 232V233H193ZM260 232V233H261ZM22 233V234H21ZM29 235H30V232H28ZM165 233V232H164ZM162 233V234H164ZM245 233V232H244ZM257 233V232H256ZM255 233V234H256ZM264 233V232H263ZM21 234V235H20ZM33 234V233H32ZM160 234V235H162ZM166 234V233H165ZM180 234V233H179ZM221 234V233H220ZM258 234V233H257ZM116 235V234H115ZM183 235V232L182 234ZM180 235V237H181ZM198 235V234H197ZM261 235V234H260ZM184 236V235H183ZM182 236V238H183ZM62 237V236H61ZM69 237V236H67ZM73 237V236H72ZM90 237V236H89ZM170 237V236H169ZM175 237V236H174ZM178 237V238H180ZM185 237H188V238H191L192 236L189 235V233H186L185 231ZM185 241L188 240L187 238H185ZM205 237V236H204ZM40 238V237H39ZM84 238V237H83ZM82 238V239H83ZM177 238V237H176ZM193 238V237H192ZM212 238V240H213ZM258 238H261V237H258ZM76 239V238H75ZM81 239V238H80ZM91 239V238H90ZM171 239V238H170ZM174 239V238H173ZM181 239V238H180ZM209 239V240H210ZM254 239V238H253ZM26 240V239H25ZM45 240V239H43ZM60 240V239H59ZM67 240V238H66ZM69 240V239H68ZM77 240V239H76ZM84 240V239H83ZM89 240V239H88ZM175 242L178 240V239H174ZM197 240V239H195ZM195 240L192 239L189 241L192 243L191 245L193 246H190V247H193L195 246ZM264 240V238H263ZM78 241V240H77ZM132 241V240H131ZM137 241V240H136ZM38 242V241H37ZM53 242V241H52ZM55 242V241H54ZM57 242V241H56ZM59 242V241H58ZM62 242V241H60ZM65 242V241H64ZM82 242V241H81ZM85 242V241H84ZM129 242V241H128ZM133 242H135L133 240ZM188 242V241H186ZM189 242V243H190ZM211 242V241H210ZM215 241L213 240V243ZM73 245L76 243V242H72ZM136 243V242H135ZM198 243V242H196ZM202 243V242H201ZM212 243V242H211ZM253 243V242H252ZM264 243V242H263ZM59 244V243H58ZM69 245V243H67ZM80 244H83V243H80ZM188 244V243H187ZM39 245H42V244H39ZM51 245V244H48V246ZM79 245V244H78ZM77 245V246H78ZM84 245V244H83ZM86 245V244H85ZM134 245V243H133ZM136 245V244H135ZM197 245V244H196ZM219 245V244H217ZM215 245V246H217ZM250 245V244H249ZM256 245V244H254ZM253 245V246H254ZM6 246V241H5V238L4 236L1 237L0 236V252L2 251V249H4V247ZM47 246V245H46ZM65 246V245H64ZM80 246V245H79ZM82 246V245H81ZM93 246V245H92ZM112 246V245H111ZM206 246V244H205ZM252 246V245H251ZM51 248H56V249H60L58 251V253H60L61 251V247L60 246H50ZM49 247V248H50ZM83 247V246H82ZM86 247V246H85ZM103 247V246H102ZM114 247V246H113ZM207 247V246H206ZM239 247V246H238ZM32 248H34L32 246ZM44 248V247H42ZM47 247V249H49ZM50 248V249H51ZM74 248V247H73ZM109 248H112V247H109ZM122 248V247H121ZM220 248V247H219ZM259 248V247H258ZM257 248V249H258ZM36 249V248H35ZM45 250H47L46 248H44ZM105 249L106 251V248H103ZM195 249V248H194ZM199 249V248H198ZM205 249V248H204ZM206 249H209L208 247ZM214 249V248H213ZM39 250V249H38ZM69 250V249H68ZM90 250V249H89ZM116 250V249H114ZM168 250V249H167ZM215 250V249H214ZM217 250V249H216ZM260 250V249H259ZM32 251V250H31ZM49 251V250H48ZM51 251V250H50ZM49 251V252H50ZM53 251H56L55 249H53ZM99 251V250H98ZM101 251V250H100ZM99 251V252H100ZM103 251V250H102ZM101 251V252H102ZM109 251V250H108ZM166 251V250H165ZM171 251V250H170ZM218 251V250H217ZM62 252V251H61ZM91 252V251H90ZM96 252V251H94ZM93 252V253H94ZM120 252V251H118ZM205 252V251H203ZM213 252V251H212ZM261 252V251H260ZM56 253V252H54ZM63 253V252H62ZM65 253V252H64ZM88 253V252H87ZM92 253V255H93ZM113 253V251H112ZM117 253V252H116ZM129 253V252H128ZM146 253V252H145ZM61 254V253H60ZM95 254H98V253H95ZM139 254V253H138ZM38 255V254H37ZM63 255V254H62ZM98 255H101L100 253ZM97 255V257H98ZM107 255V254H106ZM136 256V253L134 254ZM175 255V254H174ZM202 255V253H201ZM205 255V254H203ZM202 255V256H203ZM264 255V253H263ZM102 256V255H101ZM35 257V256H34ZM40 257V256H39ZM107 257V256H106ZM117 258V256H115ZM175 257V256H174ZM178 256H176L177 258ZM219 257V256H218ZM33 258V257H32ZM31 258V259H32ZM41 258V257H40ZM45 258V257H43ZM95 258V257H94ZM105 258V257H104ZM112 258V256H111ZM122 258V257H121ZM175 258V259H176ZM35 260V259H34ZM113 260V259H112ZM105 261V259H104ZM169 261V260H168ZM183 261L182 258H177L176 262L178 264H180L181 262ZM38 262V261H37ZM71 262V261H70ZM115 262V261H114ZM122 262V261H121ZM146 262V261H145ZM150 262V261H149ZM148 262V264H150ZM219 262V261H218ZM221 262V261H220ZM117 263V261H116ZM120 263V262H118ZM217 263V262H216ZM40 264V262H39ZM43 264V263H42Z\"/></svg>",
	"mask_w": 264,
	"mask_h": 264
}]
</instances>
